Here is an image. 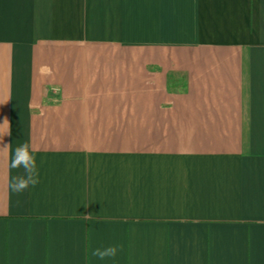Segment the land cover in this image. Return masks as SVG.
Masks as SVG:
<instances>
[{"label":"crops","instance_id":"0c3cea01","mask_svg":"<svg viewBox=\"0 0 264 264\" xmlns=\"http://www.w3.org/2000/svg\"><path fill=\"white\" fill-rule=\"evenodd\" d=\"M5 119L0 264H264V0H0Z\"/></svg>","mask_w":264,"mask_h":264},{"label":"clouds","instance_id":"9594fccd","mask_svg":"<svg viewBox=\"0 0 264 264\" xmlns=\"http://www.w3.org/2000/svg\"><path fill=\"white\" fill-rule=\"evenodd\" d=\"M10 132V124L7 119L0 124V137ZM10 145H4L0 150L7 155ZM34 149H30L29 143L25 142L17 146L11 155L8 166L10 169H23V175L13 177L9 183V189L12 192L20 194L30 186H36L40 183L39 172L37 169L36 157L33 154ZM119 247L110 245L103 248H95L91 255L99 260L115 258L118 254Z\"/></svg>","mask_w":264,"mask_h":264}]
</instances>
